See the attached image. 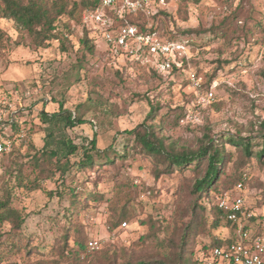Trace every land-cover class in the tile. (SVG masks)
I'll list each match as a JSON object with an SVG mask.
<instances>
[{"label":"rangeland","instance_id":"374dc122","mask_svg":"<svg viewBox=\"0 0 264 264\" xmlns=\"http://www.w3.org/2000/svg\"><path fill=\"white\" fill-rule=\"evenodd\" d=\"M159 4L160 8L153 4L144 25L164 39L185 45V63L178 58L181 70L175 76L128 67L122 58L114 59L124 55L111 53L110 57L106 53L104 39L95 40L92 53L86 51L81 44L82 30L75 22L70 23L64 51L59 41L36 48L26 32L17 31L11 22H3L0 108L3 102L10 104L17 111L10 118L21 126H5L0 136L22 147L12 161L0 167V192L6 188L12 192L13 205L26 218L22 245L29 239L35 250L31 255L22 250L20 256L10 258L11 263L68 264L58 256L56 246L67 228L71 231L69 244L74 245L78 235L74 227L80 228L79 234H85L88 243L99 242L97 252L109 250L120 262L125 255L136 259L153 257L160 243L169 239L179 242L191 217L189 189L196 179L191 171L157 177L162 166L153 158L132 152L128 159L115 158L112 164L96 160L99 164L93 168L79 167L80 155L71 158L72 167L56 164L49 155L35 156L43 146L38 114L44 109L52 112L62 103L78 111L91 123L70 131V137L75 144L89 148L90 140L96 136L102 152L113 144L121 146L123 137L119 134L146 122L179 146L194 148L211 131L216 137L238 135L251 139L255 143L253 150H260L256 143L264 121V0H165ZM191 30L196 32L186 34ZM213 73L216 77L210 82ZM193 79L200 83L198 88ZM208 88L214 92L215 100L202 106L198 94ZM151 104L158 110L147 120ZM8 121L6 113L3 124ZM225 148L229 155L224 174L217 189L202 200L205 209L189 251L200 250L215 235L233 236L229 228H214L215 216L210 208L218 206L224 197L232 201L236 195V185L232 183L241 173H246L249 180L244 185L243 210L255 219L246 218L245 223L264 228V157L245 159L241 148L227 143ZM62 169L67 170L64 177ZM20 170L25 180H37L40 187L33 192L16 187ZM118 186L121 193L117 207L127 205L132 218H123L122 224L126 222L127 226L111 231L109 221L115 207L108 201ZM89 193L97 197L103 194L108 201H93L88 199L90 196L85 199ZM149 217L162 225L157 246L151 241L141 243V237L148 232L142 221ZM9 229L4 225L0 234ZM5 253L7 250L0 247V260L9 257Z\"/></svg>","mask_w":264,"mask_h":264},{"label":"trees","instance_id":"16d2710c","mask_svg":"<svg viewBox=\"0 0 264 264\" xmlns=\"http://www.w3.org/2000/svg\"><path fill=\"white\" fill-rule=\"evenodd\" d=\"M97 4L98 0H67L66 3L63 0H0V46L1 39L4 36L2 24L3 22H11L17 31L28 34L36 48H43L52 41H59L64 51L66 47V34L71 31L70 23L75 22L80 26L83 33L81 44L86 51L92 53L94 51L93 43H95V40L103 39V37L100 34L91 36V33L94 34L95 24L85 23L83 14L86 10L94 9ZM154 4L158 8L161 6L158 0H154ZM147 17L145 13L139 12L129 15L125 21L126 24L136 25L141 32H155L153 28L147 29L144 25ZM228 21L230 19H227L226 24L230 23ZM192 32L194 33L196 31L191 30L186 34ZM106 53L111 57V52L107 45ZM118 58H122V61L130 68L147 69L153 75H160L156 70L148 69V67L139 65L132 66L129 58L126 56L115 57L114 59L117 60ZM182 62L185 63L184 59H182ZM226 64L230 63L226 62ZM179 70L181 68L174 66L170 75L175 76ZM215 77L216 75L213 73L210 77V82ZM76 80L80 79L77 78ZM209 90L208 88L206 91ZM58 105V109L55 111L49 112L44 109L38 114L43 126V146L35 156L38 154L43 157L49 155L56 164L61 166L67 164L72 167L73 164H70L71 158L80 155L79 167L93 168L99 164V161L96 160H106L107 164H112L115 158L128 159L132 152L153 158L159 166L161 165L162 168L157 172V177L163 174L171 175L177 171L181 174H186L191 171L196 175V179L189 189L190 221L183 232L181 230L182 233L179 236V242H176L174 239H169L166 243H160L161 246H157L158 233L161 232L162 225L152 217H149L145 221H142V224L148 227V232L145 236L141 237V243L145 245L148 241L154 242L155 245H152L157 246L154 248L155 255L140 259L125 255L120 262L116 254L111 253L109 250L100 252H97L98 250H89L87 236L85 234H79V231H81L80 228L74 227L73 232L78 233V235L74 237V245H70L69 239L71 231L67 230V228L58 239L56 250L58 256L65 259L68 264H197V251L196 249L189 251V247L193 237L196 235L195 231L199 225L201 211L205 209L202 206V200L208 196L212 189H217L216 185L220 182L224 174L229 155L225 144L227 143L241 148L242 152L245 153V159L255 156L261 160L264 157V121L260 124V131L257 135L259 142L256 143V146L260 148L257 152L253 150L255 143L251 139L238 135L216 137L211 135V131H209V134L204 135V138L199 140L200 143L194 148L186 145L179 146L175 142H170L166 136L157 130L152 129L148 122L135 129L123 131L119 134L123 137L121 146L113 144L109 147V150L102 152L98 148L96 136L90 140L89 148L74 143L69 132L91 122L85 121L78 111L73 112L65 108L62 103H58ZM157 110L158 108L151 104V111L147 120L155 116ZM115 143H118V141ZM21 147V143H15L13 150L4 156L0 167L7 161H12V157L19 152ZM103 153L104 155H102ZM60 171H62L61 174L64 177L67 170L62 169ZM52 174L55 173L53 172ZM248 181V175L241 173L234 179L232 185L235 184L237 187L238 184L243 183L245 185ZM16 182V187L21 188L25 192H33L40 187L37 180L33 183L27 181V179L25 180L22 176V170L16 175ZM2 191L0 192V232L4 225H9L10 229L0 234V247H4L7 250L5 254H9V257L0 260V263L13 264L9 261L10 258L20 256L22 250H25L28 255L34 254L35 250L32 248L29 239L24 246L22 245L25 239L22 228L26 222V218L23 212L13 205L12 192H9L7 188ZM120 193L121 187L118 186L114 193V200L108 201L103 194L97 197L89 193L85 196V199L90 196L88 199L91 198L93 201L97 199L102 202L108 201L115 207L109 221L111 231L119 227L121 228L123 218H132V215L127 209V205H124L121 209L117 207ZM210 211L215 216L213 219L214 228H229L233 236L230 239L217 235L213 236L211 243L204 244L200 247L205 252L210 251L214 247H222L232 243L237 239L238 233L237 226L227 219L226 211L216 205H213ZM252 220L255 221L253 218ZM249 224L252 223L250 222ZM263 229L258 228V232L261 233ZM188 253H190V257L187 256Z\"/></svg>","mask_w":264,"mask_h":264},{"label":"built area","instance_id":"2783aa9c","mask_svg":"<svg viewBox=\"0 0 264 264\" xmlns=\"http://www.w3.org/2000/svg\"><path fill=\"white\" fill-rule=\"evenodd\" d=\"M164 2L165 0H158ZM154 0H98L94 9L86 10L83 14L85 23H94V33L100 34L110 52L114 56L124 55L133 64L152 66L154 70L162 74L170 73L176 66L181 68L180 58L186 53L183 43L162 38L158 33H144L136 25L126 24V17L139 12L150 14L153 9ZM196 88L200 83L192 80ZM198 103L202 106L210 104L215 100L212 90L198 94ZM6 104L8 106H6ZM9 116V121L3 124V116ZM17 111L10 104L3 102L0 108V129L5 126L11 129L20 124L15 120ZM24 131H21L23 133ZM20 138H23L18 134ZM20 139L19 141H21ZM13 141L0 136V163L4 156L13 150ZM243 183L237 185L236 195L230 201L229 197H224L219 201V208L227 212V219L238 228L237 239L232 243L214 247L205 252L202 249L197 251V264H264V229L261 233L253 225L245 223L246 218H253L251 214L244 212V192ZM249 224V225H248ZM124 227L127 223L122 224ZM231 238V237H225ZM89 250L99 249L98 241L88 243Z\"/></svg>","mask_w":264,"mask_h":264}]
</instances>
